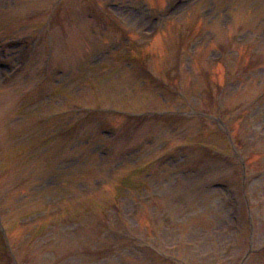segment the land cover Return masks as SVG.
<instances>
[{"label": "rangeland", "instance_id": "obj_1", "mask_svg": "<svg viewBox=\"0 0 264 264\" xmlns=\"http://www.w3.org/2000/svg\"><path fill=\"white\" fill-rule=\"evenodd\" d=\"M0 264H264V0H0Z\"/></svg>", "mask_w": 264, "mask_h": 264}, {"label": "water", "instance_id": "obj_2", "mask_svg": "<svg viewBox=\"0 0 264 264\" xmlns=\"http://www.w3.org/2000/svg\"><path fill=\"white\" fill-rule=\"evenodd\" d=\"M246 257H247V254H246V256L244 257V259H246ZM244 261V260H243Z\"/></svg>", "mask_w": 264, "mask_h": 264}]
</instances>
